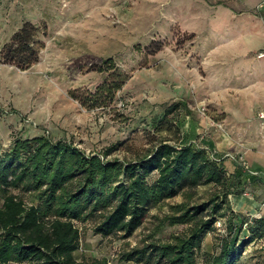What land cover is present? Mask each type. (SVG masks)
I'll list each match as a JSON object with an SVG mask.
<instances>
[{"label":"rangeland","instance_id":"374dc122","mask_svg":"<svg viewBox=\"0 0 264 264\" xmlns=\"http://www.w3.org/2000/svg\"><path fill=\"white\" fill-rule=\"evenodd\" d=\"M217 2L0 0V51L24 22L47 27V37L42 38L45 48L31 68L21 71L0 62V155L17 138L46 136L53 142L64 140L87 155H102L118 144L108 159L129 161L153 146V120L176 102H186L189 110L178 116L181 128L191 124L181 130L183 143L198 145L199 128L229 137L226 120L247 118L260 101L245 95L243 60L234 59L230 48L242 40L236 33L244 16L256 15L263 2L242 8L231 0L220 1L233 12L219 9ZM154 40L165 46L147 55L143 48ZM108 59L114 70L88 71ZM107 79L126 82L106 107L88 110L68 95L76 89L92 92ZM207 190L200 187L189 192L190 199L179 195L152 206L129 238L95 235L97 219L75 223L81 233L76 260L146 264L121 262L120 256L154 241L172 243V237L187 234L190 224L170 226L165 218L173 214L172 206L185 200L193 204L206 200ZM11 192L27 204L35 203L22 188ZM247 200L245 195L234 198L237 204ZM218 232L213 228L203 239L197 264H208L207 258L218 252ZM247 236L243 232L240 243ZM237 264H264V237L245 247Z\"/></svg>","mask_w":264,"mask_h":264},{"label":"trees","instance_id":"16d2710c","mask_svg":"<svg viewBox=\"0 0 264 264\" xmlns=\"http://www.w3.org/2000/svg\"><path fill=\"white\" fill-rule=\"evenodd\" d=\"M46 37L45 24L24 22L2 47L0 62L28 70L39 61ZM164 46L154 40L143 51L155 55ZM114 69L108 59L88 71ZM125 82L107 79L92 92L76 89L68 95L93 110L110 105ZM182 111L189 113L186 102L165 107L151 125L153 146L129 161L108 159L118 144L102 155H87L64 140L15 139L0 155V264H108L105 258L76 260L81 233L75 223L97 219L95 235L129 238L152 206L179 195L190 199L189 192L200 187L208 188L206 200L174 205L164 221L170 226L190 224L187 234L172 237V243L154 241L124 252L120 261L197 264L203 239L213 228L219 231L216 223L221 222L219 250L207 258L208 264H237L243 249L264 237V214L251 218L252 213L234 211L229 199L245 192L246 175L242 170L229 173L225 159L218 161L211 149L183 143L178 122ZM21 188L33 195L35 203L27 204L11 192ZM243 232L248 236L240 243Z\"/></svg>","mask_w":264,"mask_h":264},{"label":"crops","instance_id":"0c3cea01","mask_svg":"<svg viewBox=\"0 0 264 264\" xmlns=\"http://www.w3.org/2000/svg\"><path fill=\"white\" fill-rule=\"evenodd\" d=\"M225 0H218L219 9H227L223 5ZM232 2L243 4L242 8H246L245 4H258L263 2L261 10L255 15L248 13L244 16L242 25L237 27L236 36L242 39L239 43H234L230 48L231 56L234 59L243 60L244 66V86L245 95L248 98L260 100L257 101V110H250L247 118L239 119L234 122L229 117L227 121L228 136L218 131H205L196 129L197 135H200L198 145L211 149L216 157L221 158L228 155L224 165L233 173L242 170L247 177L245 195L248 200L246 203L231 202L235 212L245 214V211L258 212L259 205L264 202V120L260 119V114L264 113V59H257L256 54L264 50V1L262 0H231ZM249 120V121H247ZM183 129L191 127L187 122ZM193 129L189 131L192 132ZM187 131V130H185ZM201 132V134H200ZM212 133V134H211ZM216 135V136H215ZM191 136V135H190ZM239 141L240 144H237ZM226 143V145L224 144ZM239 167H241L239 169ZM251 172L260 173L254 176ZM256 209H258L256 211ZM264 214L263 212H261Z\"/></svg>","mask_w":264,"mask_h":264},{"label":"built area","instance_id":"2783aa9c","mask_svg":"<svg viewBox=\"0 0 264 264\" xmlns=\"http://www.w3.org/2000/svg\"><path fill=\"white\" fill-rule=\"evenodd\" d=\"M257 58L258 59H264V50L263 51H260L259 53H258V55H257ZM260 118H262V119H264V113H261L260 114V116H259ZM202 148L203 149H205V150H207V149H209V148H207V147H203L202 146ZM212 153H213V155H215V153L212 151ZM216 156V155H215ZM228 155H226L225 157H221V158H218V157H216L217 158V160L218 161H221V160H224V159H228ZM251 174L252 175H254V176H258V175H260V173H257V172H251ZM264 209V202L260 205V208H259V212L258 213H256L255 215H253V214H249L250 216H251V218H258V217H261V211ZM246 214H248V213H246ZM247 225H245V227H246ZM216 228L219 230V231H221V232H223V227H222V224H221V222H217L216 223Z\"/></svg>","mask_w":264,"mask_h":264}]
</instances>
